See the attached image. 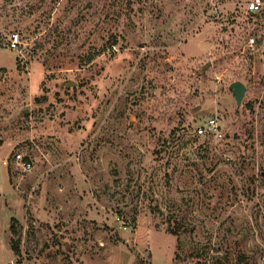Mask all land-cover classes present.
Listing matches in <instances>:
<instances>
[{
	"label": "rangeland",
	"instance_id": "1",
	"mask_svg": "<svg viewBox=\"0 0 264 264\" xmlns=\"http://www.w3.org/2000/svg\"><path fill=\"white\" fill-rule=\"evenodd\" d=\"M250 1L0 0V264H264Z\"/></svg>",
	"mask_w": 264,
	"mask_h": 264
},
{
	"label": "built area",
	"instance_id": "2",
	"mask_svg": "<svg viewBox=\"0 0 264 264\" xmlns=\"http://www.w3.org/2000/svg\"><path fill=\"white\" fill-rule=\"evenodd\" d=\"M252 11H259L262 8L261 0H252L248 5ZM17 33L12 34V38L9 40V46L11 48L16 47L18 43ZM199 133L206 132L209 130L215 137L221 136V132L218 129V124L214 119H211L207 125L200 126L197 128ZM13 166L20 171H30L33 167V162L28 155H25L22 151H16L13 153L12 161Z\"/></svg>",
	"mask_w": 264,
	"mask_h": 264
},
{
	"label": "water",
	"instance_id": "3",
	"mask_svg": "<svg viewBox=\"0 0 264 264\" xmlns=\"http://www.w3.org/2000/svg\"><path fill=\"white\" fill-rule=\"evenodd\" d=\"M229 88L234 95L236 104L239 105L246 89L245 84L241 80L237 79L230 83Z\"/></svg>",
	"mask_w": 264,
	"mask_h": 264
},
{
	"label": "trees",
	"instance_id": "4",
	"mask_svg": "<svg viewBox=\"0 0 264 264\" xmlns=\"http://www.w3.org/2000/svg\"><path fill=\"white\" fill-rule=\"evenodd\" d=\"M13 220H14V217H11L10 228H11L12 235L16 234V229H15V225H14ZM12 248H13L14 252H16V253L19 252L18 240L14 239L13 237H12Z\"/></svg>",
	"mask_w": 264,
	"mask_h": 264
}]
</instances>
